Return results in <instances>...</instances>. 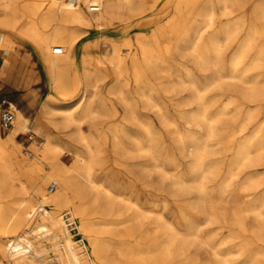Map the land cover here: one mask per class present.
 <instances>
[{
    "label": "bare ground",
    "instance_id": "obj_1",
    "mask_svg": "<svg viewBox=\"0 0 264 264\" xmlns=\"http://www.w3.org/2000/svg\"><path fill=\"white\" fill-rule=\"evenodd\" d=\"M132 1L0 0V21H3L4 26L27 34L35 42L39 49L42 66L54 90L67 97L68 102H74L65 108L51 106L48 101L45 102L33 130L37 133L43 131L42 121L48 119L53 130L62 131L68 138L76 137L83 144L82 149L74 150V161L69 166L60 160L63 147L56 142L55 136L45 134L43 144H33L30 148L32 155L48 168L46 174H43L42 170L36 167L16 144L18 134L31 131V127L28 126L29 119L23 111L16 109L17 114L7 137L2 134L0 122V198L9 199L0 203V264H50L52 256H47L50 252L54 253L53 257L57 258L58 264H109L106 250L112 245V240L106 238L104 234L117 229L124 222L119 219L110 222H92L88 218L95 214H111L118 201L125 202V207H135L132 224L126 227L127 237L131 238L138 233V246L135 249L118 248L120 257L127 260L129 264H176L177 259L183 260L185 264H196L195 255L187 250L188 244L191 245L192 237H199L198 226L196 227L190 219H187L186 231L181 232L174 223L160 214L153 219L150 226L145 227L142 217L145 216L146 211L138 204L126 199L124 194L113 187L106 177L96 174V166L104 163V155L101 148L95 144L94 138L83 127V124L98 111L95 90L98 81L108 77L112 70L117 73L119 80L126 76L127 70L133 71L137 93L143 96H147V93L141 60L150 62V68L157 74L166 72L160 63L161 44L157 39H150V45L144 43L136 49L131 42H127L131 34L125 28L121 31H112L111 35L102 42L93 40L91 37L95 28L113 24L123 10H128L132 15H141L145 12L143 2L138 7H133ZM185 4L187 0H169L168 6L181 10ZM261 18L264 21V9ZM206 20L207 25L213 22L212 12ZM263 32L264 27L261 30L255 29L243 44L238 45L229 61L231 71L239 69L252 48V42ZM230 33V30L226 31L225 40L229 38ZM198 42L197 37L191 47L196 55L197 64L200 66L217 64L223 48L219 35L213 36L209 44L210 51L207 50L213 53L215 57L213 61L210 60L208 53H204L198 47ZM56 48H61L62 52L55 54ZM152 60L154 62H151ZM23 63L22 58L16 53L15 43L11 42L6 34L0 33V67L9 66L5 82L14 87L17 86L18 79L15 80L14 77L18 73L17 69L22 71ZM263 63L264 45L258 49L254 58L246 63L242 71H250ZM184 69L189 77V66H184ZM223 78L242 84L239 94L242 101L250 103L239 125V131H243L246 124L252 123L258 116L260 111L258 104L264 98V89L258 88L260 86L258 82H248L235 74H227ZM189 80V85L196 90L189 102H196L197 107L191 109L192 111L188 109L191 111L187 120L190 127L186 135H180V142L183 145L187 138L191 139L193 147L191 155L194 159L191 170H195L193 181L196 182L193 186L203 201V211H212L216 207V202L224 201L229 177L235 174V171L243 168L248 162L264 163V120L254 124L251 133L239 143L234 158L229 164L228 176L218 181L215 191L210 190L207 179L215 175L213 171L215 161L207 157L205 150L217 134L216 123L225 115V109L238 100L234 96L229 97L219 106L214 116H209L213 98L210 97L209 100L207 90L213 86V83H207L204 88L199 89L191 78ZM22 82L28 86L30 81L25 76ZM242 104L243 102L239 106ZM126 105L133 113L132 104ZM167 121L171 126L175 125L174 121ZM192 124H195L199 131H192L194 128L191 127ZM71 126L75 129L69 134L67 130H70ZM144 127L147 130V138L143 139L137 134L132 135L133 146H122L125 153L133 155L151 153L150 143L152 144L155 135L148 129V125ZM120 133L124 136L130 135L125 127L121 128ZM114 136L118 139L119 133L115 131ZM152 158L155 167H158V157L153 155ZM16 167L22 170V175L16 172ZM258 178L257 170H248L244 184L261 188L260 197L255 200V208L251 211L256 214L253 233L257 240L264 243V220L262 219L264 185L261 186L258 183ZM17 182L20 184L18 188L15 186ZM48 184L47 193L45 186ZM51 186H54L52 191H50ZM63 209L71 210L73 217L80 219L77 228L79 233L83 234L81 243H78L69 231L63 213L59 212ZM115 213L122 214L120 211ZM215 220L207 219L210 222ZM235 221L243 227L242 219H235ZM233 236L236 235L231 232L226 238ZM2 238L8 239L3 242ZM214 254L218 257L219 264H232L226 253L222 254L215 248Z\"/></svg>",
    "mask_w": 264,
    "mask_h": 264
},
{
    "label": "rangeland",
    "instance_id": "obj_2",
    "mask_svg": "<svg viewBox=\"0 0 264 264\" xmlns=\"http://www.w3.org/2000/svg\"><path fill=\"white\" fill-rule=\"evenodd\" d=\"M141 2L144 3L143 14L132 15L128 10H123L113 24L95 28L91 37L93 40L102 42L111 35L112 31H121L125 28L131 34L127 42H131L136 49L144 43L150 45V39H157L161 44L160 63L166 72L157 74L150 68V62L141 60L144 65L140 62L147 96L137 93L133 71L127 70L126 76L119 80L117 73L112 70L108 77L98 81L95 89L98 111L83 124L85 131L94 138L95 144L101 148L104 155V163L96 166V174L106 177L113 187L124 194L126 199L133 201L146 211L145 216L142 217L145 227L150 226L153 219L160 214L174 223L181 232L186 231L187 219H190L196 227L198 226L199 237H192L191 245L188 244L187 250L195 255L196 264H219L218 257L214 254L215 248L222 254L226 253L232 264H264V250H262L264 243L257 240L253 233L256 214L251 211L255 208V200L260 197L261 188L244 184L246 172L255 169L259 172L258 183L261 186L264 185V163L248 162L243 168L235 171V174L229 177L224 201L216 202L214 210L204 212L203 201L193 186L196 182L193 181L195 170H191L194 160L191 155L193 149L191 139L187 138L188 142L186 141L183 145L180 142V135H184L190 127L187 123L189 112L197 107L196 102H189L196 92L189 85L190 78L199 89L204 88L207 83H213V86L207 90L209 100L210 97L214 99L211 100L209 116H214L219 106L229 97L234 96L238 100L225 109V115L216 123L217 134L205 150L207 157L215 161L213 169L215 175L207 179L210 190L215 191L218 181L228 176L227 170L239 143L251 133L254 124L264 120L263 98L258 104L260 109L258 116L252 123H247L243 131H239L246 107L250 103L242 101L239 94L242 84L223 78L227 74H235L248 82H258L260 84L258 88L264 89V63L250 71H242L246 63L254 58L258 49L264 45V32L252 42L250 52L237 71H231L229 64L238 45L243 44L255 29H263L264 21L261 17L264 0H187V4L181 10L170 8L169 0H133L132 6L138 7ZM148 12L151 13L148 14ZM210 12L213 13V22L207 25L206 18ZM2 22L0 21V33L6 34L9 40L15 43L16 53L24 61L22 71L17 69L18 73L14 77L15 80L18 79L16 87L5 82L9 66L0 67V104L2 101L11 103L15 117L17 110H22L29 119V128L31 127V131L22 132L16 136V144L21 152L29 157L43 174H46L48 168L32 155L30 148L33 144H43L44 135L49 133L55 136L56 142L63 147L60 160L71 166L74 161V150L82 149L83 144L76 137L68 138L62 131L53 130L48 119L42 121L43 131L37 133L33 128L36 126L37 117L45 102L48 101L51 106L60 108L68 107L74 102H68L67 97L54 90L42 66L39 49L35 42L27 34L4 26ZM227 30L231 33L225 40ZM215 35H219L223 42L218 63L215 64L216 66L214 64L198 65L196 55L191 49L192 43L198 37V47L204 53H208L210 60L213 61L215 57L212 52H209V44ZM184 66H189V77L185 74ZM25 76L30 81L28 86L22 82ZM216 84L218 86H214ZM232 90L235 93L231 92ZM241 102L243 104L239 106ZM127 103L132 104L133 113L127 108ZM167 120L174 121L175 125L171 126ZM144 125H148V129L155 135L152 144L150 143L151 153L140 155L125 153L122 146H133L132 135L137 134L143 139L147 138ZM122 127L129 131V136L120 133ZM191 127H194L192 131H199L195 124ZM11 129L12 126L9 129H1L3 136L7 137ZM74 129L75 127L71 126V131L68 129L67 133L71 134ZM115 131L119 133L118 139H115ZM150 154L158 157V167H155ZM15 170L18 174L22 173L19 167ZM15 186L18 188L20 184L17 182ZM45 188L48 193L49 184ZM191 190L193 192L190 194ZM6 201L9 199L0 198V203ZM125 206V202L118 201L111 214H95L88 218L92 222H110L114 219L124 222L117 229L104 234L106 238L112 240V245L106 250L109 264H129L127 260L119 256L118 248L135 249L138 246V233L131 238L126 235V227L132 224L131 221L134 219L135 207ZM118 211L122 214L117 215L115 212ZM59 212L63 213L69 231L77 242L81 243L83 234L79 233L77 228L80 219L74 218L69 209ZM207 219L216 220L210 222ZM235 219H242L243 227L237 224ZM262 219L264 220V214ZM231 232H234L236 236L226 238ZM150 233L152 235V232ZM7 239L2 238V241ZM255 251L260 253L257 254ZM53 254L50 252L47 256L53 257ZM52 257L50 264H58L57 258ZM176 264L185 263L177 259Z\"/></svg>",
    "mask_w": 264,
    "mask_h": 264
},
{
    "label": "built area",
    "instance_id": "obj_3",
    "mask_svg": "<svg viewBox=\"0 0 264 264\" xmlns=\"http://www.w3.org/2000/svg\"><path fill=\"white\" fill-rule=\"evenodd\" d=\"M61 48L54 49V53H61ZM15 119L14 107L11 103L2 101L0 104V122L2 129H9L12 126V123ZM54 189V186L50 187V191Z\"/></svg>",
    "mask_w": 264,
    "mask_h": 264
}]
</instances>
